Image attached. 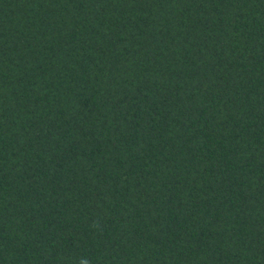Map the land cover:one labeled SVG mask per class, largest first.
<instances>
[{
	"label": "trees",
	"instance_id": "trees-1",
	"mask_svg": "<svg viewBox=\"0 0 264 264\" xmlns=\"http://www.w3.org/2000/svg\"><path fill=\"white\" fill-rule=\"evenodd\" d=\"M264 264V0H0V264Z\"/></svg>",
	"mask_w": 264,
	"mask_h": 264
},
{
	"label": "clouds",
	"instance_id": "clouds-1",
	"mask_svg": "<svg viewBox=\"0 0 264 264\" xmlns=\"http://www.w3.org/2000/svg\"><path fill=\"white\" fill-rule=\"evenodd\" d=\"M82 264H86V262H82Z\"/></svg>",
	"mask_w": 264,
	"mask_h": 264
}]
</instances>
